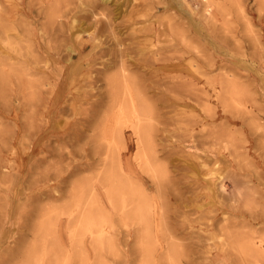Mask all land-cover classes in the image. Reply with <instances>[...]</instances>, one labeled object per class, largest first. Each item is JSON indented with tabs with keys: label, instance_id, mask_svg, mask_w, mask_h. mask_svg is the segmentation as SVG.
<instances>
[{
	"label": "rangeland",
	"instance_id": "1",
	"mask_svg": "<svg viewBox=\"0 0 264 264\" xmlns=\"http://www.w3.org/2000/svg\"><path fill=\"white\" fill-rule=\"evenodd\" d=\"M107 1L0 0V264H264V0Z\"/></svg>",
	"mask_w": 264,
	"mask_h": 264
},
{
	"label": "bare ground",
	"instance_id": "2",
	"mask_svg": "<svg viewBox=\"0 0 264 264\" xmlns=\"http://www.w3.org/2000/svg\"><path fill=\"white\" fill-rule=\"evenodd\" d=\"M106 2H108L107 0H105ZM104 2V1H103ZM203 2V1H202ZM93 3V2H92ZM97 3V2H96ZM95 5V4H94ZM98 7V6H97ZM67 8V7H66ZM42 9V8H41ZM49 9V8H48ZM48 9L46 10V11H48ZM41 11V10H40ZM39 11V12H40ZM93 11V10H92ZM1 12V11H0ZM44 13V12H43ZM45 14V13H44ZM56 14H58V13H56ZM87 14V13H86ZM42 17V16H41ZM51 17H52V15H51ZM52 18H54V17H52ZM3 19V18H2ZM33 19V18H32ZM39 20V19H38ZM51 20V19H50ZM34 21V20H33ZM1 23H2V21H0ZM4 22V21H3ZM39 23V22H38ZM34 24V23H33ZM47 24V23H46ZM25 25V24H24ZM52 25V24H51ZM60 25H62V24H60ZM60 25H58V26H60ZM42 26V25H41ZM107 26V25H106ZM61 27V26H60ZM59 27V28H60ZM59 31H61L60 29H59ZM27 34V33H26ZM47 34V33H46ZM58 34V33H57ZM63 35V34H62ZM44 37V36H43ZM25 38V37H24ZM59 39H61V38H59ZM6 41V40H5ZM62 41V40H61ZM61 43V42H60ZM23 46H21V48H22ZM25 47V46H24ZM23 47V48H24ZM23 50V49H22ZM1 52V51H0ZM34 52H36V51H34ZM31 54V52H29L26 56L28 57V55H30ZM32 55V54H31ZM22 56H24L25 57V55H22ZM32 57H34V55H32ZM26 58V57H25ZM13 59V58H12ZM12 59L11 58H8V57H4V56H2V54H0V67L2 66V67H4V66H9V75L8 74H4V73H2L1 72V74H0V83H1V85L4 87L5 86V84H6V82H7V79H8V77L10 76V75H12V74H15V76H16V71H17V65L16 64H14V61H12ZM9 60L11 61V62H13V63H10L9 62ZM46 60V59H45ZM26 62H27V60H26ZM32 62V61H31ZM25 65H26V63L25 62H23ZM33 63V62H32ZM120 65V64H119ZM122 68V67H121ZM122 70H123V68H122ZM28 71V70H27ZM125 72V71H124ZM121 73V72H120ZM122 75V74H121ZM123 75H125V73L123 74ZM34 76V75H33ZM124 77H126V76H124ZM128 77V76H127ZM10 78V77H9ZM42 78V77H41ZM129 80V79H128ZM111 82V81H110ZM125 82V81H124ZM128 82V81H127ZM112 84V83H111ZM17 98V97H16ZM2 99H4V98H2ZM24 103H22V105H23ZM30 104V103H29ZM19 106V105H18ZM17 106V107H18Z\"/></svg>",
	"mask_w": 264,
	"mask_h": 264
}]
</instances>
